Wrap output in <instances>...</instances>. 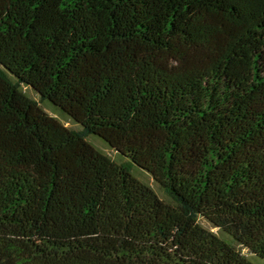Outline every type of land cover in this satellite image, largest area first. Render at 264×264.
Listing matches in <instances>:
<instances>
[{
  "label": "trees",
  "instance_id": "obj_1",
  "mask_svg": "<svg viewBox=\"0 0 264 264\" xmlns=\"http://www.w3.org/2000/svg\"><path fill=\"white\" fill-rule=\"evenodd\" d=\"M241 248L264 260V0H0V264H254Z\"/></svg>",
  "mask_w": 264,
  "mask_h": 264
},
{
  "label": "rangeland",
  "instance_id": "obj_2",
  "mask_svg": "<svg viewBox=\"0 0 264 264\" xmlns=\"http://www.w3.org/2000/svg\"><path fill=\"white\" fill-rule=\"evenodd\" d=\"M23 90L31 97H33L34 99L39 100V96L37 95V93H35L33 90H31L30 88L27 87H23ZM40 104L42 106V108L49 113L52 116H55L57 119H59L65 126L70 127V128H74V129H79L80 125L77 123H74L73 120L67 116L64 112L61 111L60 108H58L57 106L53 105L51 102H49L47 99L44 100H40ZM87 139L91 142V144H93L97 149L101 150L102 152H104L105 154L109 155L112 159H114L115 161H123L126 160L125 157H123L122 155H120L115 149H113L112 147H110L107 142H105L104 140H102L100 137H98L97 135L94 134H90L89 136H87ZM131 171L133 173V175L137 176L140 180H142L143 182L149 184L154 190L155 192L158 194L159 197H161L162 199H164L165 201L168 202H172L171 198L168 196V194L163 190V188L159 185V183H157L153 177L145 170L139 168L138 166H136L135 164L131 165ZM200 224H202L204 227L212 230L213 232H215L216 234L223 236L221 230L214 226L211 222H209L207 219H205L204 217L200 216L198 218ZM228 237L229 240H231L230 236L226 234V238ZM228 240V241H229ZM241 252L247 256L251 262H253L254 264H264V260L261 259L260 257L254 255L253 253H251L250 251H248L247 248H241Z\"/></svg>",
  "mask_w": 264,
  "mask_h": 264
}]
</instances>
